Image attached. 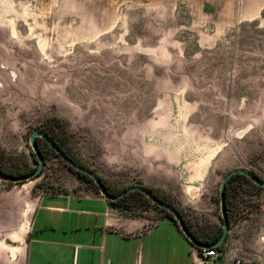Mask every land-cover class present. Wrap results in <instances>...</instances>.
Segmentation results:
<instances>
[{
	"label": "rangeland",
	"instance_id": "obj_1",
	"mask_svg": "<svg viewBox=\"0 0 264 264\" xmlns=\"http://www.w3.org/2000/svg\"><path fill=\"white\" fill-rule=\"evenodd\" d=\"M55 119L113 187L181 204L197 186L203 208L187 212L221 225L223 177L264 179V0H0V150L36 164L30 133ZM79 183L93 186L56 153L33 180L0 178V264H24L37 199ZM238 191L223 264H264V189ZM130 204L152 224L165 214Z\"/></svg>",
	"mask_w": 264,
	"mask_h": 264
},
{
	"label": "crops",
	"instance_id": "obj_2",
	"mask_svg": "<svg viewBox=\"0 0 264 264\" xmlns=\"http://www.w3.org/2000/svg\"><path fill=\"white\" fill-rule=\"evenodd\" d=\"M80 184L37 199L24 264H199L198 249L169 216L159 215L152 224L144 216L128 215L94 186ZM209 187L205 184L203 189ZM195 192L197 186L185 185L182 203H177L191 222L194 216L187 208H203V196L193 197ZM212 199L213 194L204 197L207 204L214 203ZM224 248L222 260L210 259L209 264L230 259L231 248Z\"/></svg>",
	"mask_w": 264,
	"mask_h": 264
},
{
	"label": "trees",
	"instance_id": "obj_3",
	"mask_svg": "<svg viewBox=\"0 0 264 264\" xmlns=\"http://www.w3.org/2000/svg\"><path fill=\"white\" fill-rule=\"evenodd\" d=\"M45 130V132L61 147L63 151H65L72 159H74L76 162L88 167L86 164L80 162L72 153V144L70 141V132L68 131V128L66 126L65 121L62 119H55V122L51 123L49 125V128H42ZM37 145L42 152V154L45 157V164L46 160L48 158V155L50 153H58L51 147V145L42 137H37ZM35 156V154H34ZM59 156V155H58ZM60 157V156H59ZM35 162L36 164L29 163L27 161L20 162L18 160H12L9 158V156L5 155L4 152L0 150V169L2 172L12 175V176H21L28 174L32 171H34L38 165L37 157L35 156ZM70 167V166H69ZM72 168V167H70ZM89 168V167H88ZM73 169V168H72ZM92 169V168H90ZM75 170V169H73ZM93 170V169H92ZM44 171V168L42 172ZM94 171V170H93ZM75 172L84 180H86L88 183H92L93 186L98 190V186L96 185L93 178H91L88 174L75 170ZM256 173V172H255ZM42 174V173H41ZM257 174V173H256ZM100 175V174H99ZM258 175V174H257ZM102 178V181L104 182L107 190L111 194H118L122 192L124 189L128 188H117L110 185L107 180L100 175ZM239 183H251L254 186L259 187L260 189H264L263 187L259 186L255 182H253L250 177H248L245 174H234L228 181L225 188V202H226V210L228 213V218L230 220V224L233 222V214H232V205L234 203V199L236 195L238 194V184ZM154 194L161 200L170 203L171 205L175 206L178 211L183 216V219L185 220L187 227L189 230L194 234L196 239L204 244L211 245L217 242L223 232V218L221 225H209L207 223H202L199 221V219H196L198 217L193 218V222H191L188 217L185 214V211L183 208H181L177 203L172 201L170 198H168L164 193H159L155 188H151ZM136 201L138 203H144L145 200L153 202L149 197H147L143 192L141 191H133L125 196L115 200L111 201L112 204L118 207H128L130 206L131 201ZM220 200V199H219ZM154 203V202H153ZM155 204V203H154ZM162 212H164L167 216H169L171 219H173L177 224L178 221L175 219L174 215L168 211L167 209L158 206L155 204ZM179 225V224H178ZM180 227V226H179ZM190 241V240H189ZM191 242V241H190ZM192 243V242H191ZM193 244V243H192ZM194 245V244H193ZM195 246V245H194ZM196 247V246H195ZM197 249H201L202 247H196ZM212 249H215L218 252L217 259L222 260L224 254H225V248L224 244H221L218 247H212Z\"/></svg>",
	"mask_w": 264,
	"mask_h": 264
},
{
	"label": "water",
	"instance_id": "obj_4",
	"mask_svg": "<svg viewBox=\"0 0 264 264\" xmlns=\"http://www.w3.org/2000/svg\"><path fill=\"white\" fill-rule=\"evenodd\" d=\"M37 137H42L43 139H45L50 145L51 147L58 153V155L61 157V159H63L66 164L70 167H72L75 170L84 172L86 174H88L91 178L94 179L96 185L98 186L100 192L109 200L111 201H115L123 196H125L126 194L133 192V191H141L143 192L147 197H149L155 204H157L160 207H163L165 209H167L168 211H170L175 219L178 221V224L180 226V228L182 229V231L184 232V234L186 235V237L196 246V247H202V248H212V247H218L221 244H223L224 242H226L227 237L230 233V229H231V224H230V220L228 218V213L226 210V200H225V188L227 185V181L234 175V174H245L248 177H250V179L255 182L256 184H258L259 186L264 188V179L262 177H260L259 175H257L254 171H252L251 169L245 168V167H237L234 168L232 170H230L222 179L221 184H220V205H221V212H222V218H223V232L219 238V240L217 242H215L214 244L211 245H207L204 243L199 242L196 237L194 236V234L189 230V228L187 227V224L185 222V220L183 219V216L181 215V213L178 211V209L171 205L170 203H167L161 199H159L154 192L149 189L147 186L142 185V184H137V185H131L128 188L124 189L122 192L118 193V194H111L109 193V191L107 190L104 182L102 181V178L100 177V175L98 173H96L95 171H93L92 169L76 162L74 159H72L65 151H63L61 149V147L45 132L44 129L37 127L35 129H33V131L30 133V144L36 154L37 160H38V165L36 167V169L28 174L25 175H21V176H12V175H8L4 172H2V170L0 169V178L6 180V181H12V182H23V181H29V180H33L37 177H39L42 173V170L45 166V157L42 154V152L40 151L38 145H37Z\"/></svg>",
	"mask_w": 264,
	"mask_h": 264
},
{
	"label": "built area",
	"instance_id": "obj_5",
	"mask_svg": "<svg viewBox=\"0 0 264 264\" xmlns=\"http://www.w3.org/2000/svg\"><path fill=\"white\" fill-rule=\"evenodd\" d=\"M199 257L201 258L199 264H209L210 259H215L218 257V252L212 248H201L198 249ZM243 261L238 260L236 264H242ZM252 264H263L260 261H256Z\"/></svg>",
	"mask_w": 264,
	"mask_h": 264
}]
</instances>
